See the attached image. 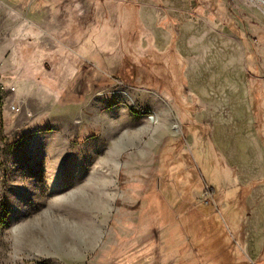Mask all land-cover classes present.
<instances>
[{
	"label": "rangeland",
	"instance_id": "obj_1",
	"mask_svg": "<svg viewBox=\"0 0 264 264\" xmlns=\"http://www.w3.org/2000/svg\"><path fill=\"white\" fill-rule=\"evenodd\" d=\"M0 264H264L263 9L0 0Z\"/></svg>",
	"mask_w": 264,
	"mask_h": 264
},
{
	"label": "built area",
	"instance_id": "obj_2",
	"mask_svg": "<svg viewBox=\"0 0 264 264\" xmlns=\"http://www.w3.org/2000/svg\"><path fill=\"white\" fill-rule=\"evenodd\" d=\"M249 2L256 7L263 9V12H264V0H249ZM13 108L15 110L17 109L16 107H13Z\"/></svg>",
	"mask_w": 264,
	"mask_h": 264
},
{
	"label": "trees",
	"instance_id": "obj_3",
	"mask_svg": "<svg viewBox=\"0 0 264 264\" xmlns=\"http://www.w3.org/2000/svg\"><path fill=\"white\" fill-rule=\"evenodd\" d=\"M260 132H261V130H260V128L258 129ZM161 201L158 203V206H153L152 208H154L157 212H159V211H162L163 210V207H164V203H163V200L162 199H160ZM155 204V203H154Z\"/></svg>",
	"mask_w": 264,
	"mask_h": 264
},
{
	"label": "bare ground",
	"instance_id": "obj_4",
	"mask_svg": "<svg viewBox=\"0 0 264 264\" xmlns=\"http://www.w3.org/2000/svg\"><path fill=\"white\" fill-rule=\"evenodd\" d=\"M261 170V169H260ZM259 172V171H258ZM260 173V172H259Z\"/></svg>",
	"mask_w": 264,
	"mask_h": 264
}]
</instances>
